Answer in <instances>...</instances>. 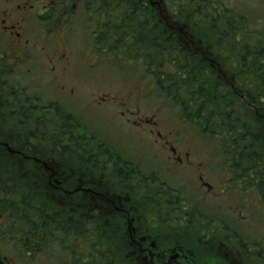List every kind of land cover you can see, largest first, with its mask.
I'll return each mask as SVG.
<instances>
[{"label": "flooded vegetation", "instance_id": "obj_1", "mask_svg": "<svg viewBox=\"0 0 264 264\" xmlns=\"http://www.w3.org/2000/svg\"><path fill=\"white\" fill-rule=\"evenodd\" d=\"M83 3L81 0H0V80L9 78L13 72L18 73L14 64L11 66L12 63L7 62L9 58L17 60V69H20L19 63L29 60L38 43V25L48 32L47 39L55 33L64 34L75 23L77 9L72 7L71 10L70 7L77 4L82 9ZM56 23H59L57 30L50 33L53 30L49 29ZM111 102L109 100V104ZM17 103H21L24 109L38 108L35 98L28 102L17 99ZM55 121L57 126L64 127V122L71 120ZM31 122L37 123L38 120L32 119ZM74 123L76 127L81 126L78 120ZM158 137L163 139L160 132ZM107 138L76 136L72 130L64 128L60 140H56L60 142L57 146L49 142L47 161L38 159L36 142V150L28 156L35 160L36 170L43 167L39 169L42 181H35L32 185L35 196L47 199L51 205H63L68 220L77 223L76 227L69 225L68 235L87 234L91 239L97 237L100 241L110 242V247L96 251L107 252L111 264H247L250 261L247 257L251 254L255 256L252 264H264V239L257 240L256 235V241L242 239L243 232L249 229L247 217H252L246 216V208L251 209L252 203L246 199L245 184L242 187L237 184L235 188L229 178L225 186L230 190H221L229 197L239 199L232 200L238 207L233 208L236 213L230 214L235 220L231 222L216 214L208 196L205 200L197 198L196 188L166 183L175 177L177 168L172 161L180 167L195 165L192 157L199 154L188 151L184 140L178 147L171 145L168 160L156 155L154 164L144 167L142 159L149 156L141 154L133 159L120 154ZM105 141L107 145L103 143ZM163 142H167L165 136ZM167 146L165 143L164 147ZM19 154L17 152V156ZM216 155L206 154L211 159ZM205 164L212 163L201 159L200 169L205 170ZM223 170L224 174L233 171L227 167ZM163 175L166 182L161 178ZM211 187L204 182L202 189L210 192V198L218 199L221 193ZM4 200V186L0 185V202L5 207ZM243 212L245 215L240 216ZM7 222L9 217L0 209V264H25L19 255L35 250H17V235L11 230L16 226L9 223L10 227H7ZM52 249L45 251L51 252ZM74 251L71 247L65 249L67 256L63 264H75L74 261L79 260L77 253L72 254Z\"/></svg>", "mask_w": 264, "mask_h": 264}, {"label": "trees", "instance_id": "obj_2", "mask_svg": "<svg viewBox=\"0 0 264 264\" xmlns=\"http://www.w3.org/2000/svg\"><path fill=\"white\" fill-rule=\"evenodd\" d=\"M81 1L85 12L96 10L100 30L94 35L100 50L116 60H134L135 66L142 62L147 75L153 78L151 90L177 111L174 112L183 121L182 129L195 131L207 152H219L224 167L233 170V182L245 176L248 191L255 184L251 177L264 179V43L257 44L255 40L251 43L245 37L253 38V34L239 31L235 24L238 19L247 28L242 24L247 20L244 14L237 17L231 10L226 14L222 1L218 3V0ZM144 47L149 51H142ZM211 56L220 61H217L219 68L210 61ZM231 62L236 73L230 83H240L236 78L245 73L240 86L251 89L248 94L253 93L254 100L259 102L255 120L246 121L231 100L233 93L228 94L230 83L222 71ZM248 71L250 74H246ZM190 81H193L191 88L187 87ZM5 82L6 79L0 81V185H4L5 200L15 192L21 196L17 199V219L24 220L28 229L21 231L19 241L25 247H32L35 241L40 245V240L46 238L45 232L54 231L56 226L66 230V210L63 205H51L47 199L35 196L32 185L42 181L39 169L43 167L36 170L31 160L12 154L6 146L18 148L25 155L33 151L36 132L27 129L26 123L36 113L32 107L27 112L23 110L19 120L24 122L17 124V88L12 84L11 88L8 84L1 88ZM3 101L16 108L8 112L2 108ZM51 108L56 112V106ZM28 114L32 116L28 118ZM42 116L45 114L35 116L40 124ZM63 116L64 121L72 120L68 115ZM36 129L43 132L40 125ZM44 132L37 136L38 139L44 136L43 141L36 142L37 157L47 161L49 142L57 146L55 140L59 141L61 135H52L51 139ZM46 218L50 227L45 223Z\"/></svg>", "mask_w": 264, "mask_h": 264}, {"label": "rangeland", "instance_id": "obj_3", "mask_svg": "<svg viewBox=\"0 0 264 264\" xmlns=\"http://www.w3.org/2000/svg\"><path fill=\"white\" fill-rule=\"evenodd\" d=\"M221 1L225 7L226 14L229 10L232 12L236 10L235 16L238 17L241 13L246 16L247 20L242 24L247 28L238 23L239 19L235 22L239 27V31L253 34L254 39L245 37L246 40L251 43L254 40L257 44L264 43V0H218L217 2L221 3ZM72 7H75L77 12L75 23L70 27V31L64 32V34L55 33L51 39H47L48 32L38 25V43L33 49V53L31 52L32 56L29 55V60H25L22 64L19 63L20 69H17V60L14 59L12 61L9 56L7 57L9 58L7 62L12 63L11 66L14 64L18 73L13 72L6 79V82L1 84V88H4V84H8V87L12 84L13 87L22 92L16 90L20 96H15L16 93L14 92V96L19 102H28L29 99L35 98L37 103L41 104L42 111L39 108L40 111L37 112V115L45 114L41 118L45 123L40 125L43 132L46 131L50 135L62 136L65 128L72 130L76 136L95 135L108 137L107 140H110V143L115 146L116 151L120 154H127L133 159L136 158V155L139 157L141 154L149 156V158L145 157V159H142V162L145 163L144 167H151L155 162L156 155H159V158L163 157L168 160L169 155H171V145L178 147L179 142L182 144L181 141L184 140L187 148L185 145L183 147L193 152V154H199L192 157L195 165L192 167H180L176 166V162L174 164V161H172V165L177 168L172 182H166L164 175L161 178L167 184H184L189 188H196L197 198L205 200V196H208V200L214 205L216 214L223 216L228 221H235L231 215L237 212L233 211V208L238 206L232 200L239 199L229 197L226 193L221 192V190L225 189L230 190L225 186V182L229 179V176L233 178V172L224 174L223 168L216 160L206 156L203 150L205 147L200 143L202 141L198 138L195 131L181 128L183 121L175 113L177 111L174 110V112L172 108H170L172 110L167 108V106H170L168 102H164L165 98L157 96L155 99V95L149 92L148 89L151 85L152 77L147 75V72H145L146 66H142V62L135 66L134 60H127V58H124L123 61L122 59L116 60V58L100 50V43L94 35V32L100 30V26L93 25L91 21L95 12L90 10L89 14L88 12L84 13L85 10L83 8L80 9L81 7L78 8L77 4L71 6V10ZM58 24H54L49 29L53 30L50 33H54L57 30L58 27L56 26ZM141 50L147 52L149 48L144 47ZM34 56L35 62L32 63ZM61 59H65V61H61ZM210 59L212 61L213 57L211 56ZM214 61V65L219 68L220 61L217 59ZM164 62H162L164 68L168 69L169 66ZM235 72L236 68L231 62L226 71L227 75L224 76L228 84L231 80H234ZM246 74H250V72L248 71ZM243 76L246 75L242 72L239 76L240 78H236L239 79L240 83L229 84L231 91L228 94L233 93L231 94V100L238 111L242 112V115L246 117V121L255 120L257 118L255 113L260 105L258 101L254 100L253 93L248 94L251 89H244L240 86L243 85L241 83ZM192 82L190 81L187 87L191 88ZM22 96L24 98L20 99L19 97ZM109 100L112 101L110 104ZM1 105L8 112L12 108H16H11L5 101L1 102ZM47 105L49 106L45 108ZM52 105L56 106V112L54 108H51ZM16 106L17 110L18 108L19 110L23 109L21 103H17ZM63 115H68L72 120L64 122V127H59L55 124V120L59 123L64 118ZM32 119H37V117L29 119L31 125L27 122L26 125L28 126L26 128L30 127L33 131L40 123L31 122ZM12 120L14 121L13 118ZM77 120L81 122L80 127L75 126L74 122ZM147 121L155 125L154 129L144 125ZM15 125L19 128L20 123ZM159 132L162 134L163 139L158 137ZM164 136L166 137L167 148L164 147ZM103 143L107 145L106 141ZM186 149L183 151H187ZM201 151L204 152L203 155ZM204 158L210 160L212 164H205L203 166L205 170H202L199 164L201 159ZM101 160L103 161V155H101ZM256 177L259 178L260 176ZM251 179L252 183L254 182L255 184L250 188L248 187V191H245L246 199L252 203L251 209L249 206L246 208V216H252L250 219L247 217L246 223L250 230L248 229L246 233L243 232L242 234V239L245 238L248 242L256 241V238L257 240L264 239V204L260 205L262 201L264 203V179L255 180L254 177H251ZM204 182L213 187H211V190L221 193L218 199L210 198V192L202 189ZM261 182L263 186L260 185ZM237 184L242 187L245 184V177H240L238 182L235 183V188H237ZM17 194L19 193L15 192L8 200H4L5 207L0 202V209L9 217V222L6 223V226L8 227L9 223L10 226L13 223L16 226V228L12 226L11 230L17 235V250L20 248H33L35 250L31 253L25 252L26 254L19 255L23 263L32 264V260H34L36 264H63V259L67 256V252L63 251L68 248L63 245V241L68 239L70 247L75 250L72 254L77 253L79 257V260L74 261L75 264H111L109 256L101 255L98 252L102 250L101 243L96 246V244H99V238L96 237L92 240L87 234L82 236L72 235L65 239L62 235L54 237L48 234L44 240H40V245L38 241H35L31 243L32 247H25L19 241V238L21 231L25 228L28 229V227L24 220H17V199L21 198ZM197 198L192 199L197 200ZM254 206L256 207L254 208ZM216 214L214 213L215 216H217ZM243 215H245L244 212L240 216ZM45 223L50 227L47 218ZM71 223L69 221L65 224L68 231ZM26 239L28 238L26 237ZM107 244L110 246V242ZM47 248L53 249L51 252H47L45 251ZM262 248L264 249L263 246ZM17 253L19 252L17 251ZM247 259L250 260L247 264H252L255 256L251 254Z\"/></svg>", "mask_w": 264, "mask_h": 264}, {"label": "bare ground", "instance_id": "obj_4", "mask_svg": "<svg viewBox=\"0 0 264 264\" xmlns=\"http://www.w3.org/2000/svg\"><path fill=\"white\" fill-rule=\"evenodd\" d=\"M192 216V215H191Z\"/></svg>", "mask_w": 264, "mask_h": 264}]
</instances>
